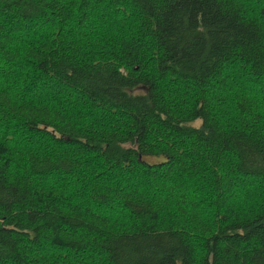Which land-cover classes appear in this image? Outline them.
Instances as JSON below:
<instances>
[{
  "label": "trees",
  "instance_id": "obj_1",
  "mask_svg": "<svg viewBox=\"0 0 264 264\" xmlns=\"http://www.w3.org/2000/svg\"><path fill=\"white\" fill-rule=\"evenodd\" d=\"M0 264H264V0H0Z\"/></svg>",
  "mask_w": 264,
  "mask_h": 264
},
{
  "label": "rangeland",
  "instance_id": "obj_2",
  "mask_svg": "<svg viewBox=\"0 0 264 264\" xmlns=\"http://www.w3.org/2000/svg\"><path fill=\"white\" fill-rule=\"evenodd\" d=\"M246 89V88H245ZM247 90V89H246ZM157 159L156 158H153V157H148L147 158V161H149V162H155ZM239 195H241V193H239ZM240 202V201H239ZM242 203V202H241ZM239 206H241V207H244V208H247V207H249V206H253V205H251L249 202H245L244 204L242 203V204H238Z\"/></svg>",
  "mask_w": 264,
  "mask_h": 264
}]
</instances>
